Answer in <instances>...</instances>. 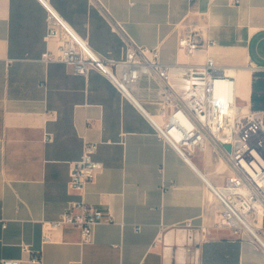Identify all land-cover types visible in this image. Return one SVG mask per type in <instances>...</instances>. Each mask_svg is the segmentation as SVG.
<instances>
[{
    "label": "crops",
    "instance_id": "0c3cea01",
    "mask_svg": "<svg viewBox=\"0 0 264 264\" xmlns=\"http://www.w3.org/2000/svg\"><path fill=\"white\" fill-rule=\"evenodd\" d=\"M51 1L108 57L126 54L111 15L167 63L213 57L235 67L239 102L264 118V0ZM189 25L200 42L192 53L179 44ZM46 35L41 0H0V264H264L263 243L218 226L223 203L212 186L232 167L212 140L183 155L148 117L163 121L155 82L148 90L142 78L136 104L98 69L85 76L46 62L58 47ZM86 141L98 143L104 167L84 197L103 221L91 241L70 225L45 243L44 221L80 198L69 179Z\"/></svg>",
    "mask_w": 264,
    "mask_h": 264
},
{
    "label": "built area",
    "instance_id": "2783aa9c",
    "mask_svg": "<svg viewBox=\"0 0 264 264\" xmlns=\"http://www.w3.org/2000/svg\"><path fill=\"white\" fill-rule=\"evenodd\" d=\"M41 1L47 10L46 37L58 41L57 49L45 51L42 58L46 62H64L75 73L85 76L92 69H98L136 104L142 78H148V90L155 82L163 121L148 117L159 136L183 155L194 149L204 150L211 139L232 167L222 186H212L223 203L218 226L264 244L261 239L264 231V118L261 111L240 105L234 71L218 64L213 57L193 65L167 63L161 59L157 47L138 43L111 15L114 30L123 35L126 54L120 59L108 57L94 49L51 0ZM179 44L189 53L200 47L194 25L187 27ZM46 138L51 139L52 133L47 132ZM226 144L231 145L230 150ZM97 150L98 143L86 141L82 156L73 161L69 186L80 198L72 201L59 218L44 221L45 243L52 241L53 230L70 225L80 229L83 242L91 241L96 225L103 221V210L84 197L87 185L95 181L104 167L96 159ZM5 262L20 263L18 259H5ZM72 264L84 263L74 261Z\"/></svg>",
    "mask_w": 264,
    "mask_h": 264
},
{
    "label": "rangeland",
    "instance_id": "374dc122",
    "mask_svg": "<svg viewBox=\"0 0 264 264\" xmlns=\"http://www.w3.org/2000/svg\"><path fill=\"white\" fill-rule=\"evenodd\" d=\"M240 105H242V106L245 107L244 102H240ZM249 108H250V107H245V109H249Z\"/></svg>",
    "mask_w": 264,
    "mask_h": 264
},
{
    "label": "water",
    "instance_id": "95a60500",
    "mask_svg": "<svg viewBox=\"0 0 264 264\" xmlns=\"http://www.w3.org/2000/svg\"><path fill=\"white\" fill-rule=\"evenodd\" d=\"M226 148L230 150L231 149V145L230 144H226Z\"/></svg>",
    "mask_w": 264,
    "mask_h": 264
},
{
    "label": "bare ground",
    "instance_id": "6f19581e",
    "mask_svg": "<svg viewBox=\"0 0 264 264\" xmlns=\"http://www.w3.org/2000/svg\"><path fill=\"white\" fill-rule=\"evenodd\" d=\"M230 67H231V66H230ZM231 69H233L234 71H236V68H235V67H233V66L231 67Z\"/></svg>",
    "mask_w": 264,
    "mask_h": 264
}]
</instances>
